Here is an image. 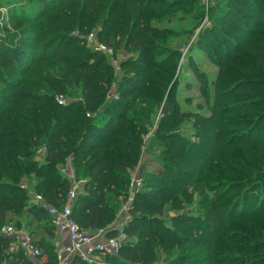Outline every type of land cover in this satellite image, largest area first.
<instances>
[{
  "label": "trees",
  "instance_id": "trees-1",
  "mask_svg": "<svg viewBox=\"0 0 264 264\" xmlns=\"http://www.w3.org/2000/svg\"><path fill=\"white\" fill-rule=\"evenodd\" d=\"M175 1L182 4L178 5L181 8H190L184 3L191 1ZM29 2L32 4L26 12L30 14L23 15L14 5L9 9L14 28L28 24L27 29L31 30V37L19 43L22 52L30 54L29 60L16 61L4 54L8 47L0 36V63L6 66L7 74L0 67V84L6 88L13 84L11 93L1 95L5 96L1 100L5 105L0 109V227L10 215L21 217L29 208L34 222L20 228L37 224L36 231L29 233L42 256L36 260L23 251L10 253L12 239L0 235V264H58L56 228L44 206L29 205V192L41 196L45 204L62 209L71 184L57 167L65 165L70 157L77 179L83 182V191L72 208L74 221L88 232L115 224L118 217L114 204L128 197L131 172L139 167L148 127L158 117L151 145L163 149L162 160L158 161L161 168L147 173L131 204L130 218L124 227L128 243L119 255L104 258L117 264H152L161 258L157 255L159 250L172 256L176 246L186 244L173 264H252L257 259L264 262V256H251L257 251L264 253V238L258 237V227L248 237L251 245L244 251L239 245L223 253L218 245L220 240L232 241V234L226 230L232 226L230 222L249 218L248 213L239 214L237 207L251 196L261 199L259 210L253 214L264 220V53H259V68L252 77L245 78L233 91L218 95L224 89L219 83L224 74L220 71L212 84L215 91L211 115L203 117L178 107L173 101L174 85L168 92L169 83H152L153 76L159 75L155 71L158 61L151 60L154 51L160 52L154 42L166 23L173 20L171 15L156 14L172 11L176 2L161 0L169 5L166 9L152 8L158 0ZM217 10L226 30L255 21L258 24L253 31L261 28L259 24L264 27V0H225ZM97 28H101V43L115 51L124 46L135 55L131 65L138 67L134 72L137 79L126 81L131 85L119 88V99L110 103L108 91L115 82L113 67L102 54L88 49L82 39L74 36L76 32L87 36ZM208 34L204 31L205 37ZM209 37L206 49L211 53L214 49L219 55L229 53L222 43ZM255 51L260 50L251 49L252 53ZM45 52L49 53L46 57ZM171 56L165 61L169 63L177 54ZM224 63L227 65L228 61ZM16 75L15 84L10 77ZM57 95L81 99L60 105ZM227 102L234 103L227 106ZM227 117L233 118L237 129L241 127V134L230 138L224 135L229 130L224 122ZM189 121H194L197 141L185 139L178 132ZM256 132H260L256 138H247ZM40 148L46 150V164L35 161ZM24 181H28L27 187H22ZM228 187L230 192L226 191ZM235 190L243 192V196L236 195ZM195 198L201 208L199 217L182 213L170 220L174 227L162 220L169 203L175 211ZM107 233L108 237L116 235L112 230ZM186 253L195 254L202 261L186 263L191 260ZM229 258L233 263H224ZM72 263L86 264L78 258Z\"/></svg>",
  "mask_w": 264,
  "mask_h": 264
},
{
  "label": "rangeland",
  "instance_id": "rangeland-1",
  "mask_svg": "<svg viewBox=\"0 0 264 264\" xmlns=\"http://www.w3.org/2000/svg\"><path fill=\"white\" fill-rule=\"evenodd\" d=\"M160 1L161 0H158V2H154L152 8L158 7L159 9H166L167 6H169L168 4H162ZM164 1L174 3L176 2V5H174V9L172 11H166L167 13L165 12L156 14L158 15L157 17L171 15L173 20L169 23H166L165 30L161 29L163 31L160 38H156L154 42L155 46H158L160 52L158 53L157 51H154V54H151V60L158 61L155 71L156 73H159V75L153 76L152 83L154 84V82L156 81H163L166 84L169 83L168 92L174 85L173 89L175 88V92L173 101H175L179 108H182L184 111H189L191 113L201 115L203 117H209L211 115V108L214 102L213 97L215 89L212 87V84L218 79L221 70L224 74L219 83L220 85H223L224 89L220 90L218 95H220L222 91H224V93L225 91H231V89L233 91L235 88L242 84V81L245 78L252 77L251 74L256 73V69L259 68V66L257 65V58L259 56V53H264V27L259 24L261 28L257 32L253 31V27L257 26L258 24V22L255 21L253 22V24H247L244 27H236V29H231V31L226 30L222 26L223 16H219V9L217 10V8H221V5L225 3V0H188L191 1V4L184 3V5H187V7L190 6V8H181V6L178 5L182 4H178L175 0ZM12 2H14V4H12ZM1 4L7 5L6 7H0V36L5 39L6 43L4 44V46L8 47L7 53L4 54L11 57L13 60H21L23 62H26L27 60H29L30 54L23 53L22 44L19 43L25 42L28 38L31 37V30L30 28L27 29L28 24H22V26L17 29L14 28L12 22H10L9 9L14 5L13 7H15L19 12L23 11L22 14L27 15L30 13H27L26 10L28 9V7H31L32 3L29 2V0H0V5ZM227 23L231 24L230 22ZM230 26L234 27L233 24H231ZM100 31L101 28H97L84 37H81L80 34L76 32L74 33V36L82 39V44H85L88 49L92 50L95 53L102 54V56L106 58L107 63L113 67L115 82L108 91V100L110 103L119 99L117 93L119 88L126 89L127 87H129V85H131V83H126V81H128L130 78L137 79L134 72L138 70V67H133L131 65L135 55L128 53L124 46L122 49L115 51L113 48H109L105 44L101 43ZM204 31L209 32L207 37L204 36ZM209 36H212L214 40L222 43L223 47L229 53L227 52V55H219L216 51H214V49L212 50V53L208 49H206L205 45L207 40L210 39ZM101 46L105 47L106 50L104 51L102 48H100ZM251 49H258L261 52L259 51L257 53V51H255L254 53H252ZM165 51H169V53L171 54H167L165 53ZM40 53H43V50H41ZM175 53L177 54V56L173 58L172 61H170L169 63L165 61L167 59H170V57H172L171 55ZM48 55L49 53L45 52L44 56L46 57ZM226 61H228V63L227 65H224V62ZM164 64H167L168 66L160 68V66ZM0 67L2 68L4 75H7L5 72L6 66L4 67L0 63ZM4 75L3 77L5 79ZM166 76H168L169 78H166ZM10 79H12V81L16 84L17 75L13 78L10 77ZM152 83H149L147 85L152 86ZM12 87L13 84L11 86H8V88L0 84V109H2L5 105V103L1 101L5 98V96L1 95H7L11 93L10 91L12 90ZM256 98L257 97H253V99ZM59 99H62V101L65 103L61 104L60 102H58ZM79 99L81 98L68 95L56 96V101L60 105H66L73 100L77 101ZM234 102H227L225 105L229 106ZM88 116L90 117V114H88ZM158 120L159 117L156 119L152 127H148L147 137L144 136L145 145L141 154L139 167L131 172V176L141 177L143 182H145L146 180L147 173L159 171L161 168L158 161L162 160V157L160 156L163 149L159 148L157 144L153 147L151 145L153 141L152 135L155 132ZM224 122H227L228 124H226V126L229 127V130H225L224 132L225 136H228L230 138L233 135L242 133L239 132V129H241V127L239 129L236 128V123L232 117L225 118ZM193 123L194 121H189L188 123L181 126L178 132L185 139L197 141L194 136V129L192 128ZM259 133L260 132H256L255 134L251 133L247 135V138H256ZM35 161L41 164H46V150L44 148H40L37 151ZM57 169L60 174L66 176L69 180L71 184L70 190L74 187V185L80 183L79 189L80 191H83V182L79 181L76 177V173L73 168V159L71 157L67 160L65 165H59ZM22 184V187H27L28 181H24ZM138 191L139 190H136L133 187L132 183H130L128 197L125 200H123L122 198L118 199V205L114 204L115 208L117 209L118 217L116 223H119V226L125 227V225L128 223L130 218L129 210L131 207L129 201H132L133 203ZM226 191L230 192L231 189L228 187ZM233 192L236 195L243 196V192H239L237 190ZM29 193L31 195L29 205L32 207L36 196H34V193L32 192ZM258 197V195L251 196V199L249 198L245 201H242L240 202V205H238L237 208L239 214H242L244 216L248 213L250 214V216L249 218H241L239 220H233L232 222H230V225L232 226L226 228V230L228 232V235L229 233L232 234L229 235V238H231L232 241L220 240L218 242L219 250H221L223 253L231 250L233 251V249H235L239 245L242 251H244L245 248L250 247L249 245H251V241L248 237L251 238L256 227H258L261 231V235H259L258 237L264 238V220L260 218L261 216H255L253 214L255 210H259V208L257 207H260L261 204V199H259ZM172 208L173 204L169 203L162 219L168 222L169 227H174V225L171 224L170 220L172 218L178 217L182 213H191L190 216L192 217H199L201 215V208L198 205L197 198H195L192 203L184 204L178 210L174 211L172 210ZM9 217V220L5 225L12 226L17 229H21L20 227H27L26 225L34 220L33 216L29 212V208L24 211L21 217L14 215H10ZM122 220H124V222H122ZM187 225L193 226L194 224L189 223ZM36 229L37 224L33 225L32 227H28L27 230H30L32 233H34ZM185 245L186 244H183L181 245V247L176 246L173 250L172 256H167L165 253H162V251L159 250L157 252V255L161 258L152 264H173L172 262L177 257H179V255H181L184 247H187ZM262 245L264 247V240L262 241ZM185 255H187L188 257H190L189 259H191L186 263H200L202 261V258L195 256V254L194 256L188 253H186ZM251 256L253 258H257L258 256L262 257L264 256V253L257 251L252 253ZM98 258L100 259L99 264H117L114 263L112 259H105L102 256H99ZM230 261L233 260L229 258L225 260L224 263H233ZM252 262V264L264 263L259 259H257V261L253 260ZM123 263L122 261H120V264ZM52 264H55V262ZM58 264H60L59 261Z\"/></svg>",
  "mask_w": 264,
  "mask_h": 264
},
{
  "label": "built area",
  "instance_id": "built-area-1",
  "mask_svg": "<svg viewBox=\"0 0 264 264\" xmlns=\"http://www.w3.org/2000/svg\"><path fill=\"white\" fill-rule=\"evenodd\" d=\"M104 51L105 47H100ZM61 104L65 102L59 99ZM132 185L136 190H141L143 181L141 177L132 176ZM80 183L74 185L68 195V201L62 209H56L44 203L41 196H36L34 205H42L48 211L52 224L55 228L67 235L69 244L67 247H62L57 251L58 261L60 264H70L74 258H78L86 264H99V256L114 257L119 255L121 249L128 243L129 237L124 231V228H110L88 232L81 229V227L74 221L72 217L73 204L81 193L79 189ZM132 204V201H129ZM124 227V226H122ZM107 230L116 232L115 236L108 237ZM0 235L12 239L9 247V252L16 254L23 251L25 256L31 259H40L42 252L33 243L31 237L23 229H17L12 226H1ZM42 263V261L40 262Z\"/></svg>",
  "mask_w": 264,
  "mask_h": 264
},
{
  "label": "crops",
  "instance_id": "crops-1",
  "mask_svg": "<svg viewBox=\"0 0 264 264\" xmlns=\"http://www.w3.org/2000/svg\"><path fill=\"white\" fill-rule=\"evenodd\" d=\"M81 192H82V191H81ZM122 222H124V220H122ZM120 224H121V222H120ZM112 226H114V228H116V229L122 227V226H119V223H118V224L115 223V224H113ZM21 229H23V230H24L26 233H28L29 236L31 237L29 231H28L26 228H21ZM55 233H56V234H55L56 237H55V240H54V244L56 245L57 251H58L60 248H62V247H67L68 244H69V240H68L67 235L64 234V233H62V232H59L57 229H56V232H55ZM31 239H32V237H31ZM32 241H33V240H32Z\"/></svg>",
  "mask_w": 264,
  "mask_h": 264
}]
</instances>
